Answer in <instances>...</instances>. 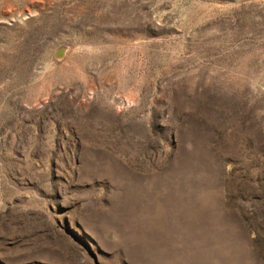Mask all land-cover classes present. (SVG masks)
Masks as SVG:
<instances>
[{
  "label": "rangeland",
  "instance_id": "1",
  "mask_svg": "<svg viewBox=\"0 0 264 264\" xmlns=\"http://www.w3.org/2000/svg\"><path fill=\"white\" fill-rule=\"evenodd\" d=\"M0 264H264V0H0Z\"/></svg>",
  "mask_w": 264,
  "mask_h": 264
}]
</instances>
